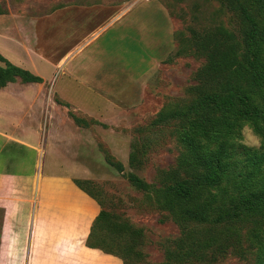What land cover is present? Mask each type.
I'll use <instances>...</instances> for the list:
<instances>
[{"label":"crops","instance_id":"obj_1","mask_svg":"<svg viewBox=\"0 0 264 264\" xmlns=\"http://www.w3.org/2000/svg\"><path fill=\"white\" fill-rule=\"evenodd\" d=\"M47 34L77 40L60 56L59 45L41 43ZM133 35L147 56L122 65L113 46ZM174 47V24L159 0H0V55L43 80L17 78L0 89V264H124L87 246L101 206L77 184L78 168L57 153L49 117L60 94L51 80L63 75L75 114L99 115L98 102L128 98ZM68 118L65 146L73 127L88 131Z\"/></svg>","mask_w":264,"mask_h":264},{"label":"rangeland","instance_id":"obj_2","mask_svg":"<svg viewBox=\"0 0 264 264\" xmlns=\"http://www.w3.org/2000/svg\"><path fill=\"white\" fill-rule=\"evenodd\" d=\"M159 1L172 18L175 47L150 82L132 84L124 94L128 98L97 101L102 114L82 116L75 114L71 101L66 102L65 78L57 72L51 81L60 97L49 117L57 130L50 135L58 143L57 153L78 168L73 176L101 206L92 245L115 254L125 264H256L250 247L255 232L247 226L240 227L238 234L241 250L229 249L215 262H199L190 256L186 237L204 233L211 225L192 220L169 190L182 177L178 171L182 139L191 125L192 107L215 94L223 82L215 60H225L233 51L240 53L250 27L236 15L234 0ZM156 22L164 27L165 18ZM161 36L164 41L165 33ZM62 37L47 34L41 43L59 45L57 53L63 56L77 39ZM138 38L123 37L113 46L121 53L119 63L135 55L147 56L137 45ZM68 116L88 131L73 127L68 131L72 145L65 146ZM234 142L264 152V126L258 134L251 122H245ZM1 219L0 212V223ZM261 230L264 233V224Z\"/></svg>","mask_w":264,"mask_h":264},{"label":"trees","instance_id":"obj_3","mask_svg":"<svg viewBox=\"0 0 264 264\" xmlns=\"http://www.w3.org/2000/svg\"><path fill=\"white\" fill-rule=\"evenodd\" d=\"M234 1L238 4L236 15L250 31L244 35L240 53L233 51L227 59L215 60L223 82L215 94L193 105L191 125L182 139L178 170L182 177L169 190L192 220L211 225L204 233L186 237L190 256L199 262H215L229 249L241 250L238 234L240 227L247 226L255 232L250 247L256 264H264V152L234 142L245 122H251L256 133L263 132L264 0ZM0 64L4 65H0V89L17 78L24 83H43L1 55ZM90 239L88 247L103 251Z\"/></svg>","mask_w":264,"mask_h":264}]
</instances>
